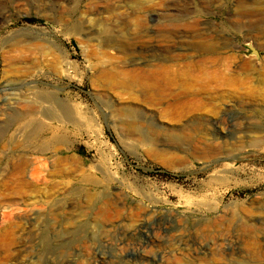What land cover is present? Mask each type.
Here are the masks:
<instances>
[{"label": "rangeland", "instance_id": "374dc122", "mask_svg": "<svg viewBox=\"0 0 264 264\" xmlns=\"http://www.w3.org/2000/svg\"><path fill=\"white\" fill-rule=\"evenodd\" d=\"M3 173L0 264H264V0H0Z\"/></svg>", "mask_w": 264, "mask_h": 264}, {"label": "bare ground", "instance_id": "6f19581e", "mask_svg": "<svg viewBox=\"0 0 264 264\" xmlns=\"http://www.w3.org/2000/svg\"><path fill=\"white\" fill-rule=\"evenodd\" d=\"M102 33L104 34V36H106L105 40H106V47L108 49H114L118 54H123L125 56H129V54L127 53L126 49L123 47L122 44H120L117 40H118V37L115 35V37H111L109 34V30L108 28L104 29V31H102ZM93 37V36H92ZM104 43V44H105ZM176 85V84H175ZM173 83L169 84V86L166 88V93L168 96H173L174 94L177 93V89H176V86H175ZM150 89H153V90H156V89H161L160 87H157V86H151L149 87ZM161 95H164V92H161ZM33 104L32 103H29L27 104V111L30 112V113H37V112H41L42 113V116L43 118H47L49 119L50 121H54V120H57L59 122H63V119L61 117H59L57 115V113L51 109H47L44 111L40 110V111H37V110H34V107L32 106ZM25 108V109H26ZM41 126V123H37V124H32L31 126H27V127H31V130L28 132V136L26 135V139H32V135L36 134L37 131L39 130ZM27 127L24 128L26 129V133H27ZM25 133V134H26ZM17 135V134H16ZM21 138V137H20ZM12 143L13 145L15 146L13 149H18V148H21L22 145L19 144L21 142L18 143L15 142L14 140H12ZM24 151V150H23ZM21 152V151H20ZM42 152H45L44 150H42ZM216 151H211V153H214ZM25 153V152H23ZM210 153V152H209ZM25 154H23V156H19L18 158H16V162L13 164V166H11L10 170H8V172L6 173L7 175L10 174L12 175V179L18 183L19 185H23L25 182H24V179H25V172L27 170V167H28V157H25L24 156ZM14 156V154H13ZM12 156V157H13ZM16 156V155H15ZM66 160H57V164H60V165H63V163H65ZM66 164V163H65ZM3 174H1V180H0V205H1V202H5L8 200V198H12V192H9L7 193V188H6V181L4 180L3 178ZM114 185V184H113ZM92 186V185H91ZM118 186V185H117ZM20 186H18V189L15 190V192L13 194L15 195H22L24 194L23 193V189L21 190V188L19 189ZM27 187V186H25ZM15 188H13L14 190ZM9 191V190H8ZM12 191V190H11ZM12 195V196H11ZM11 196V197H10ZM120 199V198H119ZM106 200V199H105ZM110 200V199H109ZM108 200V201H109ZM112 201H110L111 203ZM109 202H104V204L102 205V207L97 211V219L99 218H102V219H106L108 221H111V219L116 215V211L114 210L112 204H110ZM214 204V203H213ZM212 205V204H211ZM205 210V209H204ZM96 214V212H95ZM138 214V213H137ZM136 214V215H137ZM133 215V214H132ZM203 219V218H202ZM205 220V219H204ZM115 223V222H114ZM127 225V224H126ZM125 225V226H126ZM9 226V225H8ZM13 226L11 227H8V228H12ZM129 230H135L137 229V227H140V226H134V224H128L126 226ZM10 230V229H9ZM8 230V231H9ZM3 232H6V231H3ZM13 232V230H12ZM12 232L10 231V233L12 234ZM8 233V234H10ZM7 235V234H6ZM128 235V234H127ZM9 236V235H8ZM5 237V235H4ZM11 237V235H10ZM182 241V240H181ZM212 242V241H211ZM188 243V242H187ZM119 244V243H118ZM11 245H13L12 243V240L9 238L6 237V239L3 238V236L1 237L0 235V248L1 249H4L5 252H7L9 250V248L11 247ZM212 246V245H211ZM206 248V247H205ZM218 248V247H217ZM2 250V252H4ZM208 256V255H207ZM216 260V259H215ZM212 261V260H211ZM217 263V262H216ZM173 264V263H172ZM180 264V262H179ZM183 264V263H182ZM219 264V263H218Z\"/></svg>", "mask_w": 264, "mask_h": 264}, {"label": "water", "instance_id": "95a60500", "mask_svg": "<svg viewBox=\"0 0 264 264\" xmlns=\"http://www.w3.org/2000/svg\"><path fill=\"white\" fill-rule=\"evenodd\" d=\"M254 53H256L255 51H253Z\"/></svg>", "mask_w": 264, "mask_h": 264}]
</instances>
